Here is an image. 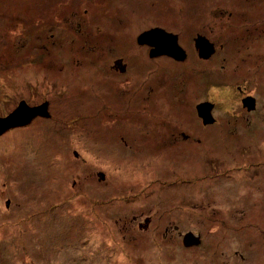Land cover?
Returning <instances> with one entry per match:
<instances>
[{"label": "rangeland", "instance_id": "1", "mask_svg": "<svg viewBox=\"0 0 264 264\" xmlns=\"http://www.w3.org/2000/svg\"><path fill=\"white\" fill-rule=\"evenodd\" d=\"M141 2L0 0V118L21 102L50 116L0 136V264H264V92L254 83L264 52L242 53L245 71L232 59L222 68L228 50L192 73L142 63L120 82L130 93L115 100L120 111L103 72L169 24L187 45L200 33L233 51L264 10L246 27L216 7L230 0H155L169 20ZM238 83L258 112L244 111ZM205 100L218 109L203 129ZM185 131L195 141L179 140ZM121 136L139 151L113 153ZM188 231L200 247L184 245Z\"/></svg>", "mask_w": 264, "mask_h": 264}, {"label": "flooded vegetation", "instance_id": "2", "mask_svg": "<svg viewBox=\"0 0 264 264\" xmlns=\"http://www.w3.org/2000/svg\"><path fill=\"white\" fill-rule=\"evenodd\" d=\"M183 1L184 0H180V2H183ZM230 1L234 5V8L231 10L222 9L219 4L216 7L221 10L220 12H221V15L223 17L226 14V16H228L229 18H235L240 23H245L246 27L248 25L254 24L256 22L254 19L258 16L259 13H261L264 10V0H230ZM196 2H194V5L196 4ZM242 2L249 4V9L245 13L242 12L243 8L241 6L246 5V4H243ZM141 3L146 4V5H150L154 9L153 14H154L155 18H159L160 16H164V19L169 20L167 8H165L166 10L164 12L163 8L158 7L156 5L157 3L155 2V0H142ZM190 3H193V2H190ZM214 5H216V4H214ZM255 6H261L262 11H259V10L254 11L253 9L255 8ZM174 7L176 9L178 8V11H180V13H185L188 9V7H186V2L179 3L178 5H175ZM157 8H159V9L155 13ZM174 11H176V10H174ZM240 11H241V13H240ZM261 15H262V19H259V22L255 23L257 26H261V29H259V27L256 28L257 26H254V27H252L253 30H251V29H249V27H247V36L245 37L246 41L242 42V40L244 38H242V37L240 38L239 36L236 35V37L235 36L233 37V41L231 43L230 42L228 43V45L231 46V50H233V51H229L230 50L229 48L226 49L227 48L226 47L227 41L222 40L221 44L217 45V44H215V42L208 39V37L202 36L200 33L193 35L192 39H189L191 42L189 41V44L187 45V42H186L187 37L184 40V38L182 37L183 35L181 36V35H179L178 32H176V31L174 32V30H172V27L170 26V24H169L170 32L165 30L164 28H160V27L150 28L148 31H145V32H149L151 30L160 29V30H163L169 34H172L173 36L172 35L170 36L172 57L167 55V54H159L158 47L163 45L164 41L162 44H160V43L156 42L155 38H153L149 42H141V41H139V37H138L137 38V45L139 46L140 50L141 49H143L142 51L145 50V52L143 54L141 52H137L134 55L127 54V58H128L127 60L123 57H120L116 60H113L112 62H110V65H107L106 71H103L105 74V77L108 78V80L110 78L109 85L112 86L111 89H113V90L116 89L118 91V93H114L115 97L114 98L112 97L114 100L113 101L114 104L117 105L116 107L120 111L118 103L121 100H119L118 102H116L115 100L117 99V97H120L122 99L123 92L125 95L127 93L130 95L129 92H125L122 90L123 86H121L120 82H121L123 77H125L129 72L133 71L135 69V67L139 66L142 63H143V65L144 64H150L151 68L158 67L161 69L163 68L161 66V64L168 63V64H173V69H178V70L181 69L182 70V69L186 68V70L189 69L190 73H192L196 70L197 66H204L205 62H209L210 60H212L219 52H220V54H222L224 56L226 53V50H228L227 51V52H229L228 57L222 58V61L224 62V65L222 66V68L225 67L228 59H232V61H234V62L236 61V67L239 66V71H245L246 65H248V64H246V61L240 60L241 54L243 53V54H246L247 56L249 55V57L252 56L254 58L260 52H262V51L264 52V49L262 50L260 48L261 43L262 42L264 43V15L263 14H261ZM223 17H222V19H223ZM180 19L182 21V24L180 25V27H183L185 29L186 28V26L184 24L185 18L183 19L180 16ZM164 24L167 25V22L164 21ZM253 33H258L259 39H250L249 36L252 35ZM173 37H175V38H173ZM174 40L177 41L178 48L181 50L182 53L174 52L176 50V47L173 46V44H172V42ZM255 42H258L259 44H255ZM263 48H264V45H263ZM248 49H251L252 52H250V50H248ZM110 51H111L110 54L115 55V53H114L115 51H113V50H110ZM120 52L127 53L130 51L123 50ZM190 64H192L191 67H190ZM187 67H190V68H187ZM261 72H262V74H261ZM255 73H256V82H254L255 86L264 92V90H263L264 89V70L260 69V73H258L257 71H255ZM255 73H254V75H255ZM133 74H135V73H133ZM258 80H260L262 86L259 82H257ZM128 82L131 83L132 90L136 91L135 87L138 86V83H136L134 81V79H129ZM236 91L238 92V94L239 93L241 94V102H242V105H244L243 107H245L244 108L245 112H247L249 115L258 112V110H259L258 109V102H257L258 100L251 97V95H252L251 93L246 94V92L243 88V85H241L239 83L236 84ZM108 94H110V95H108L107 99H110L109 100V102H110L112 99L110 91L108 92ZM251 99H253V103H252ZM205 103H210L213 105L212 118H214V123H215V121H217L216 118L214 117V113L218 109V106L216 107V105L214 103H212L211 101H208V100H205L204 102H200L199 104L196 105L197 116L202 121V127H204L203 129H206L209 125L208 124L205 125L204 119L199 116L197 106L200 104H205ZM113 114H115V116L118 117V118H116V120H118V121L122 120V122H127V116L120 118L121 115H118L116 113H113ZM39 118H41V116L34 118L32 120V122L35 121L36 119H39ZM44 118H46V117H44ZM31 123H29L28 125H30ZM191 128H192V126H190V129ZM142 137L143 136L137 137V135L136 136L132 135L129 138H131V141L134 142L137 139L139 140V139L145 138V137L144 138H142ZM153 137H154V135H153ZM112 138H115V137L113 136ZM168 138L169 139L166 141V143L172 144V142L174 143V141H176L177 135H175L174 133H171V135ZM181 138H182V140H184V142H186V141L190 142L191 139H193L192 131H191V134H189V132H186V131L179 133V140H181ZM120 139L122 141H124V145L121 146L118 142V144L120 146L116 149V151H113V153H118V155H119L121 153L123 154V153H127V152L128 153L129 152L134 153L135 150L139 151L138 146H134V145L132 146L131 144H128V142L125 141V138L123 136H121ZM193 141H195V140L193 139L192 142ZM155 149H158V148L156 147ZM99 177L101 178V180H103V181L105 180L104 174H99ZM147 222H149V220ZM139 225H140V227H144V228H148V226H149L148 224H146L147 227H145L141 224H139ZM188 235H189L188 236L189 246L185 244V239H184V245L186 247L188 246L189 249L194 248V247H200V245L202 244L201 237H198V239H196V237L194 236V232H192V231H188ZM221 246L226 247L227 241L221 242Z\"/></svg>", "mask_w": 264, "mask_h": 264}, {"label": "water", "instance_id": "3", "mask_svg": "<svg viewBox=\"0 0 264 264\" xmlns=\"http://www.w3.org/2000/svg\"><path fill=\"white\" fill-rule=\"evenodd\" d=\"M171 35L172 34H169L163 30L155 29L142 34L139 37V41L149 42L153 38H155L156 42L160 44H162L164 41L163 45L158 47V52L159 54H167L172 57L171 41H170ZM174 41L172 42L173 46L176 47V50L174 52L182 53L181 50L178 48L177 41L176 40ZM251 100L253 103V99ZM197 107H198L199 116L204 119L205 125L214 122V118H212V109H213L212 104L205 103V104H200ZM38 116L46 117V118L50 117L47 112V105L38 108H30L25 102H21L18 108L12 114L8 115L5 118H0V136H2L7 131L13 128L24 127L28 125L29 123L32 122L34 118ZM185 244L189 246L188 235L185 238Z\"/></svg>", "mask_w": 264, "mask_h": 264}]
</instances>
